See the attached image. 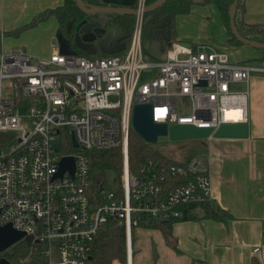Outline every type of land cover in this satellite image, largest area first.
<instances>
[{"label": "built area", "instance_id": "built-area-1", "mask_svg": "<svg viewBox=\"0 0 264 264\" xmlns=\"http://www.w3.org/2000/svg\"><path fill=\"white\" fill-rule=\"evenodd\" d=\"M147 5L137 0L130 44L114 55L36 59L24 49L0 51V225L25 232L38 257L10 259L16 243L0 259L90 264L97 236L117 221L125 229L126 264H133V231L144 218L177 219L186 207L212 200L205 152L171 163L150 159L132 173L134 106L150 104L153 120L168 128H211L210 141L223 124L249 122V83L264 67L234 62L208 42L174 41L165 58H149L142 42ZM237 83L246 88L232 87ZM181 97L188 100L184 110ZM114 148L121 150L122 169L111 190L107 176L93 172L90 153ZM66 157L75 172L59 176Z\"/></svg>", "mask_w": 264, "mask_h": 264}, {"label": "crops", "instance_id": "crops-1", "mask_svg": "<svg viewBox=\"0 0 264 264\" xmlns=\"http://www.w3.org/2000/svg\"><path fill=\"white\" fill-rule=\"evenodd\" d=\"M99 1L120 8H135L137 2ZM64 3L65 0H0V51L24 49L36 59L60 53L59 44L53 41L65 29L56 15L48 14L17 35L10 32ZM244 4L247 23H264V0H244ZM176 35L174 41L191 45L208 42L227 52L234 62L249 61L264 67L262 50L229 43L230 36L216 4H194L189 13L178 15ZM145 53L149 58L163 59ZM249 90L248 136H215L204 151L212 162L211 202L226 211L225 220L205 217L198 210L197 219L173 224L171 241L158 228L134 229L133 264H264V72L252 75Z\"/></svg>", "mask_w": 264, "mask_h": 264}, {"label": "trees", "instance_id": "trees-1", "mask_svg": "<svg viewBox=\"0 0 264 264\" xmlns=\"http://www.w3.org/2000/svg\"><path fill=\"white\" fill-rule=\"evenodd\" d=\"M87 3L88 6H106L99 0H81ZM158 0H147L148 5L157 2ZM235 0H166L161 6L157 7L154 11H151L144 16L143 23V36L142 42L146 52L152 53V42L172 43L176 40V17L180 14H187L190 12L191 7L194 4H216L222 14L224 24L227 28L230 36L229 43L234 46H242L245 43L241 42L233 33L230 24L229 9ZM48 14L56 15L62 27L67 30L69 22H79L84 18L86 14L78 6L75 0H65L64 5L42 13L37 16L28 25L16 29L10 34L17 35L21 30L34 26L38 21L46 18ZM101 13H94L93 15L99 16ZM245 4L244 0H238V7L236 11L235 21L238 31L243 37L249 40L258 41L264 43V23H247L244 19ZM112 22L120 26L124 31V43L129 46L134 25L135 16L131 14H110ZM1 38V33H0ZM258 49V48H257ZM264 52V49H260ZM108 56L107 53L105 52ZM87 56H95L88 55ZM264 58V56H263ZM66 149H71L70 135L67 136ZM129 157L130 167L132 173H137L141 167L148 160H162L164 162L171 163L172 160L169 156L158 151L150 146L149 143L144 142L138 134L133 130L130 135L129 144ZM91 166L93 172L101 177H105L109 171H115L121 173L122 159L121 150L119 148L108 149L103 151H93L90 153ZM203 211V216L213 218L215 220H225L227 213L212 204L211 201L205 202L199 205L188 206L183 210V216L177 219L168 221H151L144 218L140 226L148 228L161 229L166 235L167 239L171 241L173 239V224L178 221L195 220L198 218L197 210ZM137 228V227H136ZM135 229V228H134ZM134 232V231H133ZM35 245L30 238L26 237L19 241L13 248L12 252L8 253L10 259H23L30 255L34 256L31 252L36 249ZM31 256V257H32ZM34 258H38L34 256ZM118 259L122 262H126V242H125V229L122 224L117 221L109 222L97 236L95 247L93 251V264H113ZM27 264H32L31 262ZM117 264V262L115 263Z\"/></svg>", "mask_w": 264, "mask_h": 264}, {"label": "water", "instance_id": "water-1", "mask_svg": "<svg viewBox=\"0 0 264 264\" xmlns=\"http://www.w3.org/2000/svg\"><path fill=\"white\" fill-rule=\"evenodd\" d=\"M86 14V16L80 19L76 32H73L72 36H69L71 32L70 25L73 22H69L67 30H60L57 34L55 44H59L60 53L75 55L80 52H85L88 55H96L98 52L97 44L108 55H114L120 53L126 49L124 43V31L123 29L114 24L107 14H131L136 15L137 10L135 8H120L111 6L91 7L86 5L81 0H75ZM166 0H158L157 2L147 5L144 13L147 14L154 11L157 7L161 6ZM238 7V0L230 6V24L234 35L246 45H251L258 49H264V43L246 39L241 35L236 26L235 16ZM94 13H101L99 16L93 15ZM92 25V29L88 30L87 25ZM151 50L155 54H159L160 43L152 42ZM132 128L133 131L138 134L143 140L148 143H156L161 136H169L172 140H189L198 138H207L212 132L211 128H197L190 124H177L168 128L167 124L157 123L153 120V111L150 104L138 103L134 106L132 116ZM249 133L248 123H226L223 124L216 132V137H228V138H245ZM73 144L77 146L76 140L73 138ZM68 170L72 174L75 172V165L73 158H64L61 162V169L58 173L62 176L63 173ZM26 238V233L16 230L11 224L4 226L0 225V252L12 247L22 239ZM0 264H9L6 259H0Z\"/></svg>", "mask_w": 264, "mask_h": 264}, {"label": "rangeland", "instance_id": "rangeland-1", "mask_svg": "<svg viewBox=\"0 0 264 264\" xmlns=\"http://www.w3.org/2000/svg\"><path fill=\"white\" fill-rule=\"evenodd\" d=\"M86 5H87V3H86ZM91 7H93V6H91ZM94 7H97V6H94ZM107 17H110V14H107ZM172 43L171 44L170 43H162L160 45L161 52L159 54H154L152 52L150 54V56L153 55V57H155V58H164L166 56L167 49L168 48L170 49L172 47ZM104 53H105L104 51H100L95 56L103 57ZM148 53H150V52H148ZM246 62L251 63L249 61H246ZM232 87H234L237 90H241V89L246 88V86L242 83H237L235 85L232 84ZM178 103H179L180 108L184 110L187 108L188 100L184 97H181V98H179ZM143 141L146 142L145 140H143ZM146 143H148V142H146ZM208 143H209V139H207V138H198V139H189V140H172L169 136H161V137H159V139L156 143H149V144L153 148H155L158 151L169 156L174 161H186L191 156L201 154L204 151H206ZM115 175H117V173L115 171H109L106 174L107 179H108L109 189H111V190H114L117 187V182L114 181ZM137 228H140V227H137ZM137 228H135V229H137ZM8 251L11 252V249H9ZM116 260H118V259H116ZM118 261L120 263L117 262V264H126V262H122L121 260H118ZM115 263H113V264H115ZM90 264H93V262H91Z\"/></svg>", "mask_w": 264, "mask_h": 264}, {"label": "flooded vegetation", "instance_id": "flooded-vegetation-1", "mask_svg": "<svg viewBox=\"0 0 264 264\" xmlns=\"http://www.w3.org/2000/svg\"><path fill=\"white\" fill-rule=\"evenodd\" d=\"M78 25H79V23H77V22H73L70 26V29H71V32L69 33V36L71 37L72 36V34H73V32H76L77 31V28H78ZM87 27V29L88 30H91L92 29V25H87L86 26ZM97 44V48H98V51H101L102 49L99 47V45H98V43H96Z\"/></svg>", "mask_w": 264, "mask_h": 264}, {"label": "bare ground", "instance_id": "bare-ground-1", "mask_svg": "<svg viewBox=\"0 0 264 264\" xmlns=\"http://www.w3.org/2000/svg\"><path fill=\"white\" fill-rule=\"evenodd\" d=\"M238 117V116H237Z\"/></svg>", "mask_w": 264, "mask_h": 264}]
</instances>
